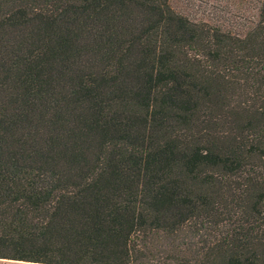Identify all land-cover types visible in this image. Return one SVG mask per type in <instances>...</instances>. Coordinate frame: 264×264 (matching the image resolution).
Listing matches in <instances>:
<instances>
[{
  "label": "trees",
  "instance_id": "16d2710c",
  "mask_svg": "<svg viewBox=\"0 0 264 264\" xmlns=\"http://www.w3.org/2000/svg\"><path fill=\"white\" fill-rule=\"evenodd\" d=\"M0 259L264 264V0H0Z\"/></svg>",
  "mask_w": 264,
  "mask_h": 264
},
{
  "label": "rangeland",
  "instance_id": "374dc122",
  "mask_svg": "<svg viewBox=\"0 0 264 264\" xmlns=\"http://www.w3.org/2000/svg\"><path fill=\"white\" fill-rule=\"evenodd\" d=\"M172 9L195 23L242 36L258 20L262 0H168ZM0 264H42L3 260Z\"/></svg>",
  "mask_w": 264,
  "mask_h": 264
},
{
  "label": "crops",
  "instance_id": "0c3cea01",
  "mask_svg": "<svg viewBox=\"0 0 264 264\" xmlns=\"http://www.w3.org/2000/svg\"><path fill=\"white\" fill-rule=\"evenodd\" d=\"M3 260H8V259H3Z\"/></svg>",
  "mask_w": 264,
  "mask_h": 264
}]
</instances>
